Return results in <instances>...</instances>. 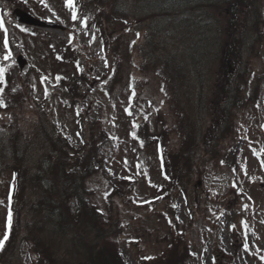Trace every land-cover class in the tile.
Returning <instances> with one entry per match:
<instances>
[{"label": "trees", "instance_id": "1", "mask_svg": "<svg viewBox=\"0 0 264 264\" xmlns=\"http://www.w3.org/2000/svg\"><path fill=\"white\" fill-rule=\"evenodd\" d=\"M74 2L76 12L89 17L100 29L109 24L126 32L134 29L131 32L141 38L138 54L159 73L164 96L169 87L175 90V122L170 124L158 115L157 126L151 129L147 118L141 121L132 117L126 121L129 138L139 148L158 146L160 171L167 179L139 204L154 209L163 203V216L173 220L170 198L177 190L189 201L192 177L195 173L201 175L204 165L218 160L235 175L238 173L239 149L235 143L226 146L225 142L235 130L232 110L252 100L257 86L250 76L245 84L240 82L250 56L262 49L264 42L260 0ZM117 49L118 40L109 57L116 55ZM58 50L61 54L55 53L56 57L59 63H69L66 66L70 67V79L77 90L81 79H85L80 78L84 75L79 64L82 53L72 40L61 44ZM228 63L234 64L235 75L227 72ZM12 64L7 72L8 84H12V72L17 68ZM138 69L142 70L141 64ZM13 84L6 94L17 89V81ZM243 87L247 88L248 97L240 95ZM22 99H16L21 109L18 115L22 117L9 121L0 141V167L5 166L12 175L6 214L7 221L10 208L12 225L7 229L5 221L3 237L7 232L8 239L0 248V264H26L23 251L29 252L32 264H125L119 244L114 241L123 223L113 195L119 196L122 189L128 191L132 186L123 180L108 184L104 194L106 210L87 200L95 192L87 185V178L99 172L105 161L102 150L110 141L105 129L98 121H84L89 129L86 134L82 129L84 122L75 121L81 145L74 148L54 130L42 107L35 106L30 127L23 129L28 116L23 112L26 108L20 106ZM172 156L178 157L177 164ZM72 202L76 204L74 210ZM168 227L173 238L169 250L139 256L141 264H168V251L179 253L182 236L178 233L184 232L173 221Z\"/></svg>", "mask_w": 264, "mask_h": 264}, {"label": "rangeland", "instance_id": "2", "mask_svg": "<svg viewBox=\"0 0 264 264\" xmlns=\"http://www.w3.org/2000/svg\"><path fill=\"white\" fill-rule=\"evenodd\" d=\"M17 5L39 18L54 20L65 28L32 27L30 30H34V34L30 30L22 32L21 23L16 27L14 23L7 22L11 51L7 61L3 59L7 54L4 47L7 28H0V66L6 68L4 80L0 81L3 88L0 99L6 105L0 110V127L7 123L8 118L22 117L18 115L21 109L16 103L19 97L23 98L19 103L26 108L23 112L28 116L23 129L30 127L35 106H41L54 130L66 137L74 148L81 145L80 130L75 121L99 122L114 141L102 150L105 161L100 171L87 180L88 185L95 188V194L89 200L104 208L103 193L108 184L123 180L127 186H132L128 191L127 188L122 189L119 196L118 193L113 195L123 223L114 241L119 244L124 262L141 264L139 256H153L159 251L169 250L173 238L168 223L173 221L174 226L177 223L184 233H178L182 236L179 253L168 251V264H264V170L255 156V152H264V42L262 49L250 56L245 77L240 82L245 84L249 76L254 78L257 84L254 96L250 102L232 110L235 131L225 142L229 146L238 141L237 184L226 165L217 160L210 161L203 166L201 175H193L189 201L182 192L173 193L169 200L174 207L173 220H166L163 203L154 209L139 204L154 194L157 184H166V179L160 172L155 145L139 149L136 142L130 141L125 122L130 120L124 106L129 93L135 100L138 98L131 112L135 113L136 109L152 110L154 114L152 116L150 112L149 127L153 129L157 126L156 111L165 121L173 123V105L177 95L171 86L165 93L170 99L167 96L163 99L159 75L155 69L150 71L152 67L146 65L149 61L143 62V55L138 54L142 46H139L137 34L131 32L134 29L124 32L126 30L118 29L114 24L103 25L100 29L82 13H77L78 19L73 20L72 11L66 9L64 0H0L3 14L11 19H15L10 15L11 8ZM259 10L264 31V0H260ZM69 39L81 51L79 64L83 65L88 76L78 85V93L74 91V80L65 92H60L65 88L64 84L56 87V73L62 68L58 70L54 53L61 54L58 44H64ZM116 40L119 41V52L111 58L109 51ZM17 52L27 58L23 69L15 63ZM11 64L17 68L12 72V84H8L7 72ZM138 64H141L142 70L138 69ZM111 68H116V71H113L111 82L106 86ZM226 69L229 74L235 75L234 64L227 65ZM16 81L17 89L6 94ZM246 89L243 87L240 95L248 97ZM210 92L215 93L213 89ZM257 95L258 99L254 100ZM85 122L82 129L88 134ZM172 157L177 164L178 157ZM0 168L1 238L5 229L10 170L4 169L5 166ZM72 207L75 208L74 203ZM23 256L26 264H32L29 253H23Z\"/></svg>", "mask_w": 264, "mask_h": 264}, {"label": "snow or ice", "instance_id": "3", "mask_svg": "<svg viewBox=\"0 0 264 264\" xmlns=\"http://www.w3.org/2000/svg\"><path fill=\"white\" fill-rule=\"evenodd\" d=\"M65 4H66V7H68L72 11V19L73 20L78 19V16H77L76 10H75V2H74V0H65ZM84 23L86 25V21ZM2 27H3L2 18H0V28H2ZM4 47L7 50V54H5L3 56V59L5 61H7L11 57V51L9 49V44H8V41L7 40L4 41ZM5 71H6V68L3 67V66H0V81H3L4 80ZM2 92H3V88L0 87V93H2ZM0 106H6V105H4L2 99H0ZM0 203H2V202H0ZM243 223H245V226H247L246 225V222H243ZM11 225H12V211L9 208L8 216H7V221H6V227H7V229L10 230ZM232 227L235 228V225H232ZM7 239H8V235H7V232H6L5 235H4V237L2 239H0V248L3 247L4 241H6ZM144 259H153V257H145Z\"/></svg>", "mask_w": 264, "mask_h": 264}, {"label": "water", "instance_id": "4", "mask_svg": "<svg viewBox=\"0 0 264 264\" xmlns=\"http://www.w3.org/2000/svg\"><path fill=\"white\" fill-rule=\"evenodd\" d=\"M15 13L18 20L28 24L42 27L63 28V26L56 24L55 22L38 19L30 13L19 8L15 9ZM17 60L20 66H23L26 63V59L21 55L18 56Z\"/></svg>", "mask_w": 264, "mask_h": 264}]
</instances>
